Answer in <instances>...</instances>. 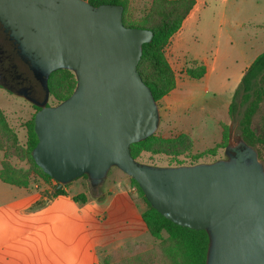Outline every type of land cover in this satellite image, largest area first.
Segmentation results:
<instances>
[{
    "label": "water",
    "instance_id": "obj_1",
    "mask_svg": "<svg viewBox=\"0 0 264 264\" xmlns=\"http://www.w3.org/2000/svg\"><path fill=\"white\" fill-rule=\"evenodd\" d=\"M124 7L86 0H0V23L49 97L52 73L76 76L72 95L34 117L36 165L59 191L86 176L100 187L112 168L133 179L153 209L209 237L206 264H264V164L230 133L224 159L192 166L139 163L131 146L155 134L158 104L138 65L150 30L123 22Z\"/></svg>",
    "mask_w": 264,
    "mask_h": 264
},
{
    "label": "rangeland",
    "instance_id": "obj_2",
    "mask_svg": "<svg viewBox=\"0 0 264 264\" xmlns=\"http://www.w3.org/2000/svg\"><path fill=\"white\" fill-rule=\"evenodd\" d=\"M126 1L127 15L135 21L146 16L153 3V0ZM207 1L212 4L213 9H219L224 3L223 0ZM242 3L243 15L239 18L264 22V13L258 12L259 8L255 0H244ZM216 26V30L205 29L202 21L200 26L189 34L183 47V51L189 54L186 60H183L186 68L191 66L189 63L194 57L213 58V55L215 56L220 35L218 23ZM232 34L235 44L229 53L237 62L230 67L231 73L221 78L194 80L186 75L185 69H176L177 88L157 102L160 115L157 131L145 144L134 147V150L139 153L137 159L139 163L158 167L169 165L174 167L179 163L190 166L194 162L205 163L214 159L226 158L225 147L228 144L230 133L240 136L239 117L230 119L228 116L234 92L240 84V79H237L238 67L247 62L248 53L257 55L264 50V28L246 25ZM255 36L260 38L258 43L255 42ZM226 48L225 43L221 42L219 45L221 53ZM0 70V83L3 84L9 83L3 75L5 71L11 70L20 76L19 89L10 91L0 86V142L4 144L3 152L8 155L9 162L14 169L27 176L32 184L50 185L49 190L43 193L48 195L49 191H55L56 182L42 177L26 156L27 123L37 113V106L33 100L21 94L22 89H28L31 98L36 99L40 97L38 93L40 90L34 88L36 83L31 73L14 58L0 56ZM75 82L76 76L73 72L67 70L57 72L51 80L52 91L55 95L49 93V97H44L40 105H58L57 96L66 92L65 85L69 83L73 85ZM2 120L6 122L8 132L3 128ZM262 124V119L257 117L255 126L258 132ZM218 145L222 148L217 149L214 157L207 154L208 150ZM3 152H0V161L4 155ZM199 156L202 158L196 160L195 158ZM63 189L66 195L62 196L72 203L82 205L81 201L73 200L81 194L85 195L87 200L96 201L90 204L95 207L92 210L95 212V219H92L90 215L86 218V226L92 230L91 233L89 234V230L86 232L84 228L80 233L82 239L79 242V224L76 225V231H69V238L75 241L72 256L69 258L71 263L102 264L106 254L123 245H129L125 250L113 255L115 262L120 263L130 253L133 256L148 251L156 256L155 264H171L166 257L163 242L154 239L149 234L141 219V214L147 209L144 198L134 181L122 171L112 168L104 183L98 188H93L88 178L83 176L65 185ZM23 193H25L24 189L12 187L0 181V218L8 212L18 210L17 205L21 204L20 198L24 195ZM62 203L64 199L54 202L51 206L47 201H41L35 205L34 209L48 211L47 209L51 207L52 215L58 216L61 214L62 206L64 210ZM132 213L133 217L138 219L136 222L129 221V215ZM99 217H104L105 221L98 222ZM105 223H108L109 227L100 239L99 234L95 233V228ZM164 238H167V235L164 234ZM22 255L18 245L11 246L0 251V264H22L18 261V258H23ZM12 258L14 259L11 262Z\"/></svg>",
    "mask_w": 264,
    "mask_h": 264
},
{
    "label": "trees",
    "instance_id": "obj_3",
    "mask_svg": "<svg viewBox=\"0 0 264 264\" xmlns=\"http://www.w3.org/2000/svg\"><path fill=\"white\" fill-rule=\"evenodd\" d=\"M86 1L95 7L103 4L122 5L124 7L123 22L125 26L146 29L154 33L152 42L143 45V54L138 65V71L143 81L150 88L156 102H159L177 88L176 74L167 60L166 49L171 38L181 29L183 22L194 9L196 0H153L150 11L138 21L131 19V17L127 15L126 0ZM60 71L66 70H59L52 73L49 79V90L50 93L54 95L55 92L52 91L51 80L53 75ZM205 73L206 68L204 66H197L187 70V75L195 80L202 79ZM76 85L77 80L73 85L70 83L65 85L67 88L66 92L61 96L56 95L59 103L65 101L72 95ZM36 109L39 111L40 107H36ZM228 116L230 119H235L236 116L239 117L238 130L241 137L249 146L257 150L259 159L264 164V51L254 60L242 77L238 88L234 92L232 102L229 106ZM34 117L27 123L28 138L26 156L31 165L42 177L53 180L36 165L32 157V152L38 144V138L34 131ZM257 117H260L263 121L260 132L257 131L255 126V119ZM1 122L4 130L8 132L9 129L6 122L4 120ZM151 137L131 146V154L136 161L139 157V153L134 150V147L145 144ZM0 144V152H3L4 144L1 142ZM220 146L221 145H218L208 150L209 152H207V154L214 157L217 149L222 148ZM201 158L202 157L199 156L195 159L199 160ZM217 160L218 159H214L205 163H212ZM196 164L201 163L194 162L190 164V166ZM178 166L185 165L179 163L174 167ZM168 167L173 166L169 165ZM0 180L3 183L17 187H27L31 183L27 176L14 169L6 153H4L1 159ZM134 183L137 185L140 194L147 204V209L141 215L142 220L149 234L154 239L163 242L162 245L166 257L169 259L170 263L206 264L209 246L208 234L205 231H196L178 226L163 217L158 211L152 208L138 184L135 181ZM62 195H66L64 189L56 191L53 197ZM73 200L75 202L81 201L82 203H86L87 198L85 195L81 194L74 197ZM164 234L167 235V238H164ZM112 257L113 256H108L105 258L103 264H155L156 261V256L148 251L133 256H127L120 263L115 262Z\"/></svg>",
    "mask_w": 264,
    "mask_h": 264
},
{
    "label": "crops",
    "instance_id": "obj_4",
    "mask_svg": "<svg viewBox=\"0 0 264 264\" xmlns=\"http://www.w3.org/2000/svg\"><path fill=\"white\" fill-rule=\"evenodd\" d=\"M243 1L244 0H223L224 3L222 7L219 9H213L211 7L212 4L207 0H196L194 9L183 22L181 29L171 38L166 49L167 60L176 74L177 81L178 76L176 69H185L187 75L188 69L197 66H204L206 68V73L202 79L205 80L221 78L223 75L231 73L230 67L237 62L236 60H233V56L229 53L235 44V38L232 33L246 25L256 26V28H264V22H258V20L247 21L239 18L243 15ZM255 3L259 8L258 12L264 13V1L255 0ZM202 21L205 25V29L212 28L216 30V24L218 23L220 35L216 46V54L215 56L213 55V58L200 56H198V58L194 57L190 60L191 62L189 64L191 66L186 68V63L184 64L183 60H186L189 54L183 51L185 41L193 29L200 26ZM254 39L255 42H257L260 38L255 36ZM221 42H224L227 47L222 53L219 49ZM261 53L257 55H252L251 53L247 54V62L238 67L237 79H240V82L246 70ZM9 186L24 189L25 193H23L24 195L20 198L22 202L17 205L18 210L16 212H8L0 218V251L18 245V249L20 248L21 253L23 254V258H18V261L22 264H73L70 262L69 258L72 256V247L75 241L69 238V231H76V225L79 224L78 230L80 242L82 239L80 238L81 231L84 228L86 229V232L89 230L86 226L87 215H90L92 216V219H95V212L92 211L95 207L90 204L95 203L96 201L88 199L86 203L78 205L77 203L70 202L65 196L53 198V191H49L48 195L43 194L45 190H49L48 188L50 185L47 184L39 186L30 183L27 187ZM52 199H54V201ZM62 199H64V203H62L64 204V210L62 206L61 209L63 212L61 210V214L58 216L52 215L51 207L47 209L48 211H37L34 209L35 205L41 201H47L49 206H51L54 202H60ZM15 204L16 203L14 202V205ZM86 208H88V210ZM68 209L74 210L71 211ZM28 211H30V213H28ZM78 216L79 219H77ZM129 218V221L131 222L133 220L134 222L138 220L133 217V213L129 215ZM100 220L105 221V218L99 217L98 222H101ZM107 227H109V225L108 223H105L104 225L101 224L97 229L95 228V233L97 232L99 234L98 237L100 239L104 232L107 231ZM91 231L92 230L90 229L89 234ZM128 246L129 245H123L122 247L116 248L111 253L106 254L103 258L102 264L104 263L105 258L113 256L116 252L125 250ZM130 255L131 253L128 256ZM13 259L14 258L11 259V262Z\"/></svg>",
    "mask_w": 264,
    "mask_h": 264
},
{
    "label": "flooded vegetation",
    "instance_id": "obj_5",
    "mask_svg": "<svg viewBox=\"0 0 264 264\" xmlns=\"http://www.w3.org/2000/svg\"><path fill=\"white\" fill-rule=\"evenodd\" d=\"M0 39H1V41H0V56H3L4 58L10 56L11 58H14L18 63L22 64L31 73V75L33 76V78L35 80V83H36L34 88L40 90L38 92L40 97L36 98L37 100L31 98L30 92H29L28 89H22L21 94L23 96H27L29 98V100H33V101L36 102V104L40 105V103L42 102V100L45 97V92L43 91L40 83L35 78V76L32 73V71L29 69V66L19 56L16 42L13 39H11L9 33L5 30V28L2 26L1 23H0ZM5 72H4L5 74H3V75L9 81V83H5V84L0 83V86L3 87V88L8 89L10 91H13L15 89H19L20 76L17 75L16 73H14L11 70H8V71H5Z\"/></svg>",
    "mask_w": 264,
    "mask_h": 264
}]
</instances>
